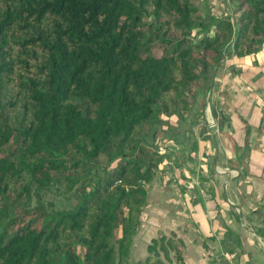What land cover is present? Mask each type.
<instances>
[{"label": "trees", "instance_id": "obj_1", "mask_svg": "<svg viewBox=\"0 0 264 264\" xmlns=\"http://www.w3.org/2000/svg\"><path fill=\"white\" fill-rule=\"evenodd\" d=\"M199 4L0 0V264L127 260L165 154L153 124L186 117L224 54L264 39V0L219 16ZM148 249L185 264L174 233Z\"/></svg>", "mask_w": 264, "mask_h": 264}, {"label": "crops", "instance_id": "obj_2", "mask_svg": "<svg viewBox=\"0 0 264 264\" xmlns=\"http://www.w3.org/2000/svg\"><path fill=\"white\" fill-rule=\"evenodd\" d=\"M232 2L199 6L219 16L231 13ZM159 120L150 142L171 149L146 184L129 256L115 264H150L148 255L179 264L173 250L148 249L153 237L172 233L185 264H264V39L241 57L224 56L186 117Z\"/></svg>", "mask_w": 264, "mask_h": 264}, {"label": "rangeland", "instance_id": "obj_3", "mask_svg": "<svg viewBox=\"0 0 264 264\" xmlns=\"http://www.w3.org/2000/svg\"><path fill=\"white\" fill-rule=\"evenodd\" d=\"M200 5V4H199ZM234 5H235V0H233V2H232V7L230 8V11H231V13H230V15H232V13H233V7H234ZM201 10V9H200ZM229 13H227V14H229ZM233 17V16H232ZM196 30H197V28H194L193 29V31H192V37H194V38H196V37H198V34H196L195 32H196ZM227 55V53L226 54H224V56H226ZM229 55V54H228ZM223 56V57H224ZM204 104H205V102H204ZM159 119H161V117L160 118H158L157 120H156V122L157 123H160L161 122V120H159ZM163 124V123H162ZM148 133V132H147ZM146 133V131L144 132V135H145V137H146V135H148ZM149 137V135L147 136V138ZM162 141V140H161ZM165 143H167V142H165ZM165 143H162L161 145H163V146H165L164 144ZM162 147V146H161ZM172 153H174V151H172ZM198 155V154H197ZM200 155H202V154H200ZM41 192H42V195H43V198H45V200H52L51 198L53 197V193H52V190L51 189H49V188H44V189H42L41 190Z\"/></svg>", "mask_w": 264, "mask_h": 264}, {"label": "built area", "instance_id": "obj_4", "mask_svg": "<svg viewBox=\"0 0 264 264\" xmlns=\"http://www.w3.org/2000/svg\"><path fill=\"white\" fill-rule=\"evenodd\" d=\"M210 104H211V100H210V96L208 95V96H206V99H205V106H206V108H208V107H210ZM174 143V142H173ZM175 144V143H174ZM165 146H163V145H160L159 147H158V150H160V151H163V152H167L168 151V149H171V147L168 145V142L167 143H165L164 144ZM162 146V147H161Z\"/></svg>", "mask_w": 264, "mask_h": 264}]
</instances>
